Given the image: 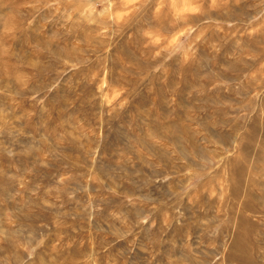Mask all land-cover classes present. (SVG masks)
I'll use <instances>...</instances> for the list:
<instances>
[{
    "label": "rangeland",
    "instance_id": "374dc122",
    "mask_svg": "<svg viewBox=\"0 0 264 264\" xmlns=\"http://www.w3.org/2000/svg\"><path fill=\"white\" fill-rule=\"evenodd\" d=\"M0 264H264V0H0Z\"/></svg>",
    "mask_w": 264,
    "mask_h": 264
}]
</instances>
